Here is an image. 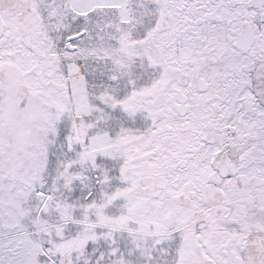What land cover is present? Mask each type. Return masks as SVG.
Returning a JSON list of instances; mask_svg holds the SVG:
<instances>
[{
  "label": "snow or ice",
  "instance_id": "snow-or-ice-1",
  "mask_svg": "<svg viewBox=\"0 0 264 264\" xmlns=\"http://www.w3.org/2000/svg\"><path fill=\"white\" fill-rule=\"evenodd\" d=\"M0 264H264V0H0Z\"/></svg>",
  "mask_w": 264,
  "mask_h": 264
}]
</instances>
